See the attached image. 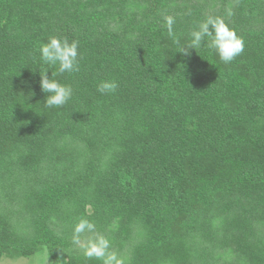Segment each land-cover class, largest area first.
Listing matches in <instances>:
<instances>
[{"label":"trees","instance_id":"trees-1","mask_svg":"<svg viewBox=\"0 0 264 264\" xmlns=\"http://www.w3.org/2000/svg\"><path fill=\"white\" fill-rule=\"evenodd\" d=\"M231 4L0 0V259L102 264L73 243L83 218L124 264H264V0ZM167 15L182 44L223 17L244 51L185 56ZM50 36L79 41V72L52 77ZM45 69L66 105L46 106Z\"/></svg>","mask_w":264,"mask_h":264},{"label":"clouds","instance_id":"clouds-1","mask_svg":"<svg viewBox=\"0 0 264 264\" xmlns=\"http://www.w3.org/2000/svg\"><path fill=\"white\" fill-rule=\"evenodd\" d=\"M240 0H232V4L227 10V15H234L233 7H238ZM167 34L177 45V50L185 56L191 55L190 49L197 50L207 42L210 49L215 50L220 60L225 64L232 62L241 55L245 48V42L234 29L225 21L223 17L209 15L199 23L198 27L191 31L190 40L182 44L174 31L175 17L165 16ZM42 59L51 66H57V71L52 72V77L64 73L79 72V41H69L66 37L61 39L57 36H50L47 42L40 47ZM40 87L45 93H51L45 99L46 106L62 107L68 103L73 95L70 85H65L58 80L50 79L46 74V69L40 72ZM115 81H102L98 85V91L103 94L114 93L118 88ZM95 232V225L87 219H80L75 224L73 230V243L83 248L84 256L88 259H97L102 264H124L114 251H111V242L102 234H97L94 238L86 242L81 240L85 233Z\"/></svg>","mask_w":264,"mask_h":264},{"label":"rangeland","instance_id":"rangeland-1","mask_svg":"<svg viewBox=\"0 0 264 264\" xmlns=\"http://www.w3.org/2000/svg\"><path fill=\"white\" fill-rule=\"evenodd\" d=\"M85 242V240H82ZM0 264H49V258L46 253L41 251L31 257H19L16 259L2 257Z\"/></svg>","mask_w":264,"mask_h":264}]
</instances>
